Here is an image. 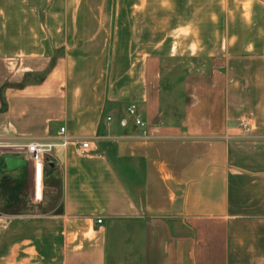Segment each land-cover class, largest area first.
Returning <instances> with one entry per match:
<instances>
[{"label":"crops","instance_id":"1","mask_svg":"<svg viewBox=\"0 0 264 264\" xmlns=\"http://www.w3.org/2000/svg\"><path fill=\"white\" fill-rule=\"evenodd\" d=\"M237 1L241 12L222 16L242 26L224 31L251 38L215 45L254 50L264 45V0ZM85 2L0 0V264H264V75L246 86L214 56L176 79V93L157 50L208 45L209 1L120 0L119 45L97 41L92 6L79 41ZM62 48L43 82L15 85L16 66L34 71ZM61 126L97 137L94 152L55 150L45 174L58 176L59 201L49 208L43 179L30 207L4 212L25 164L16 145Z\"/></svg>","mask_w":264,"mask_h":264},{"label":"rangeland","instance_id":"2","mask_svg":"<svg viewBox=\"0 0 264 264\" xmlns=\"http://www.w3.org/2000/svg\"><path fill=\"white\" fill-rule=\"evenodd\" d=\"M208 1L209 27L206 34L208 45H159L160 48L157 50L161 55L163 78L167 79L165 84L167 86H172L176 93L181 92L180 83H176V79L183 77L185 72H200L206 69L209 64L207 59L214 56H220L224 60L230 59L228 69L231 77L235 81H239L246 86L248 85L249 76L254 72L261 76L264 75V64L262 62H259V64L256 62V64L253 65L256 60L252 59L253 57L258 58L264 56V45H256L254 50H249V45H215L217 43L235 40L241 43H246L247 40L251 38V35L245 28H242L240 32L235 34L226 33L224 31L228 25L233 26L234 28H237L240 24L242 26L243 20H239L238 15H235L234 19H230L229 17L222 16V14L225 15L228 6L229 8H234L238 11L240 10L241 12L243 4L237 1L234 2L236 6H233L231 0ZM119 3L120 0H87V2H85V7H83L85 12L81 17L79 41L83 42L87 40V32L90 29V22L92 21L91 6L95 11L94 20L100 25L97 27H101V33L97 36V41L99 40L103 42L106 40L111 43V45H114L115 43L119 45L122 43V40L125 41V37H121L119 34V18H114L116 11H118V15L120 13L119 7L117 6ZM227 3L229 5H227ZM89 11L90 14H88ZM231 20L233 22H231ZM104 27L108 31V34H105V37L102 33ZM75 35L76 36H73V38L76 41L77 34L75 33ZM177 37H179V35ZM168 39L169 37L165 36L163 40L168 41ZM61 54H66L65 48L59 49L57 53L47 60L46 64H43L40 67L38 66L34 71L26 72L22 70L24 66H16L15 85L21 87L43 82L54 69L57 57ZM24 160L25 164L21 167V176L17 178L14 200L10 201V206L8 205L9 207H7L8 210L5 209L3 210L4 212H8L9 210L18 212L27 209L34 203L33 200L37 198L33 163L28 159L26 154ZM59 185V178L58 176L56 177V175L54 176V169L48 170L44 177V195L47 194L49 199L48 203H51L48 205L49 208L59 201ZM50 187H53L52 192L49 190Z\"/></svg>","mask_w":264,"mask_h":264},{"label":"built area","instance_id":"3","mask_svg":"<svg viewBox=\"0 0 264 264\" xmlns=\"http://www.w3.org/2000/svg\"><path fill=\"white\" fill-rule=\"evenodd\" d=\"M129 111L132 115L136 112L134 107H131ZM108 120H111V117H108ZM135 122L137 125H143L142 120L139 118H136ZM239 127L244 133H249L253 129L251 120L245 117L240 119ZM96 140L97 137L74 139L68 134L66 127L61 126L52 137L46 139H31L25 144L16 145L18 151L26 154L28 159L33 163L36 197L38 198L37 185L39 182L42 183L47 162L49 161L48 158L51 157L55 150L67 147L69 144H74L76 153L79 156H87L94 152ZM101 221V219H98L97 222L100 223Z\"/></svg>","mask_w":264,"mask_h":264},{"label":"water","instance_id":"4","mask_svg":"<svg viewBox=\"0 0 264 264\" xmlns=\"http://www.w3.org/2000/svg\"><path fill=\"white\" fill-rule=\"evenodd\" d=\"M51 165H53L52 161H48L47 166H51Z\"/></svg>","mask_w":264,"mask_h":264},{"label":"trees","instance_id":"5","mask_svg":"<svg viewBox=\"0 0 264 264\" xmlns=\"http://www.w3.org/2000/svg\"><path fill=\"white\" fill-rule=\"evenodd\" d=\"M48 170H53L52 168L48 169Z\"/></svg>","mask_w":264,"mask_h":264}]
</instances>
